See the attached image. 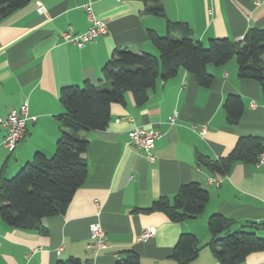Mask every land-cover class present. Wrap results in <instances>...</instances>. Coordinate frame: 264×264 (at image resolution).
<instances>
[{
    "label": "crops",
    "instance_id": "crops-1",
    "mask_svg": "<svg viewBox=\"0 0 264 264\" xmlns=\"http://www.w3.org/2000/svg\"><path fill=\"white\" fill-rule=\"evenodd\" d=\"M158 1L163 16L151 14L145 0H31L0 21V119L24 103L28 117H35L26 121L25 136L12 152L3 147L6 129L0 126V175L9 179L36 153H54L61 131L57 117L65 112L61 88L90 83L109 89L103 68L116 50L158 58L148 33L166 35L168 23L186 24L203 46L210 39L237 42L249 29L264 28V0ZM87 5L106 24V33L79 48L60 33L87 30ZM207 72L213 77L208 87L183 69L166 80L159 76L142 105L127 91L124 103L111 105L104 130L80 133L87 141L84 182L63 214L41 220L45 234L11 228L0 218V264H55L69 257L81 264H113L126 250L135 252L140 264H175L171 255L181 234L195 235L200 244L190 264H218L206 246L213 214L232 222L229 232L255 224L251 231L264 238V163L236 162L225 176L198 164L199 156L227 157L242 136L264 138V98L257 83L238 78L232 59L208 65ZM229 96L238 97L243 108L233 125L224 108ZM192 125L204 126L205 134L193 132ZM135 127L158 132L154 162L130 143ZM210 177L222 180L220 185L209 183ZM191 182L208 193L197 217L172 222L161 212L134 213L159 197L171 199ZM96 221L105 233V248L94 254L87 245L89 226ZM148 227L155 234L142 240ZM243 264H264V251L249 254Z\"/></svg>",
    "mask_w": 264,
    "mask_h": 264
},
{
    "label": "trees",
    "instance_id": "trees-1",
    "mask_svg": "<svg viewBox=\"0 0 264 264\" xmlns=\"http://www.w3.org/2000/svg\"><path fill=\"white\" fill-rule=\"evenodd\" d=\"M31 0H0V21L20 10ZM148 11L163 16L158 0H145ZM151 3V5H149ZM168 31L160 37L152 32L148 38L159 52L156 58L146 52L133 53L127 49L116 50L103 68L102 78L109 89L85 83L82 87L66 86L60 90V102L65 112L57 117L60 136L50 157L36 153L14 176L0 175V218L9 227L38 231L42 219L63 214L76 190L85 180L87 166L83 158L87 141L82 132L104 130L110 120L112 104L124 103L125 92H131L137 105L144 104L160 76L162 80L174 76L179 69L193 75L197 84L208 87L212 76L208 65L220 66L234 58L240 79L258 84L264 98V28L249 29L240 41L210 39L206 47L192 37L183 23H168ZM224 108L229 124H236L242 116V103L238 97L229 96ZM264 151V138L242 136L227 157L210 160L198 157V164L210 172L225 176L232 165L240 162L256 164ZM208 202V193L195 183L180 186L171 198L159 197L146 209L134 213L161 212L172 222H181L202 214ZM232 222L219 214L208 219L210 238L206 246L218 264H243L253 252L264 251V238L253 230L256 225L229 232ZM200 244L193 234H181L171 258L175 264H190L199 253ZM123 257L113 264H140L139 256L123 251ZM55 264H81L75 257L58 260Z\"/></svg>",
    "mask_w": 264,
    "mask_h": 264
},
{
    "label": "built area",
    "instance_id": "built-area-1",
    "mask_svg": "<svg viewBox=\"0 0 264 264\" xmlns=\"http://www.w3.org/2000/svg\"><path fill=\"white\" fill-rule=\"evenodd\" d=\"M85 11L90 23L85 32L75 34L68 30L60 33V37L63 41L74 44L79 48H83L86 44L106 33V24L93 14L89 5L85 6ZM37 12L39 14H43L44 8L39 7ZM173 119L174 117H172L171 121H173ZM27 120L34 121L35 117H28V108L26 103L21 105L18 110L11 111L5 120L0 119V126L6 129V134L2 144L8 152H12L16 148L18 142L24 138L25 124ZM191 130L193 132H197L201 136L205 134L204 126L198 127V125H192ZM158 137L159 134L155 130L145 129L143 127H135L130 133V143L136 148L140 149L144 153L147 161L152 163L155 160L152 152L155 141L158 139ZM258 163H264V152L259 156ZM221 181L222 180H218L213 177H210L208 180L209 183H213L216 186H219ZM89 233L91 241L87 245V248L94 254L101 249H104L105 233L97 221L91 223L89 226ZM154 234L155 229L153 227H148L141 233L140 238L142 240H147Z\"/></svg>",
    "mask_w": 264,
    "mask_h": 264
},
{
    "label": "rangeland",
    "instance_id": "rangeland-1",
    "mask_svg": "<svg viewBox=\"0 0 264 264\" xmlns=\"http://www.w3.org/2000/svg\"><path fill=\"white\" fill-rule=\"evenodd\" d=\"M163 36H165V34H164V35H162V36H160V37H163ZM206 46H207V45H206ZM206 46H204V47H206ZM232 60H233V61H235V59H234V58H232ZM18 170H19V169H18ZM18 170H17V171H15V173H13V174H12V176H13V175H15V174H16V172H18Z\"/></svg>",
    "mask_w": 264,
    "mask_h": 264
}]
</instances>
